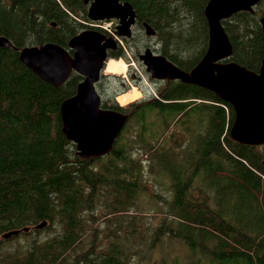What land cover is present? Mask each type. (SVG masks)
I'll list each match as a JSON object with an SVG mask.
<instances>
[{
  "label": "trees",
  "instance_id": "trees-1",
  "mask_svg": "<svg viewBox=\"0 0 264 264\" xmlns=\"http://www.w3.org/2000/svg\"><path fill=\"white\" fill-rule=\"evenodd\" d=\"M119 1L131 4L139 19L153 26L163 54L183 71L193 69L207 53L205 9L210 0ZM88 9L84 0H0V38L18 49L0 46V264H121L117 249L99 256L97 235L84 249L85 234L99 220V206L109 201L105 218L135 211L148 193L145 177L155 176L161 184L167 174L173 198L165 208L179 228L160 227L157 242L166 235L182 240L199 264H264V148L231 138L235 108L213 92L180 81L164 83L167 88L158 90V99L131 106L130 119L136 120L139 132L127 135L128 123L107 156L93 161L78 156L76 145L63 133L61 106L76 95L83 77L74 73L56 88L21 62L19 50L47 43L68 49L72 38L85 30L106 33L90 26L94 23ZM222 25L233 47L230 61L258 73L264 56L258 19L239 12ZM109 57L119 60L125 54ZM198 99L211 104H196ZM102 107L108 108L106 103ZM110 109L124 112L117 105ZM151 112L165 128L175 123L185 136L193 134L197 149L189 142L181 154L170 136L171 146H155L159 131L147 122ZM190 114L189 122L182 123ZM144 151L153 155L141 159ZM45 221L44 230L33 231L48 235L46 239L25 252L5 254L4 235Z\"/></svg>",
  "mask_w": 264,
  "mask_h": 264
},
{
  "label": "water",
  "instance_id": "water-1",
  "mask_svg": "<svg viewBox=\"0 0 264 264\" xmlns=\"http://www.w3.org/2000/svg\"><path fill=\"white\" fill-rule=\"evenodd\" d=\"M259 2L260 0H210L205 9L210 28L209 48L190 71H183L151 50H146L139 57L153 79L178 80L184 84L196 85L231 104L236 111L231 138L237 143L255 147L264 145V128H254L256 115L262 113L261 106L256 103V97H260L262 91L260 83L254 85L252 80L261 78L264 74V56L258 73L230 61L233 48L221 21L241 11L253 12ZM84 3L90 4V21L118 20V35H132L135 11L131 4L119 0H85ZM260 25L264 32V16ZM145 28L148 36L154 35L150 25ZM0 46L18 50L5 37L0 38ZM116 46L112 37L96 30H86L72 38L68 49L47 43L19 50L21 62L56 88L63 86L74 72L83 77L76 95L63 102L61 118L63 133L76 145L78 156L84 160L93 161L110 154L129 119L128 115L119 111L102 108V98L95 87L109 60V50ZM45 226L46 224L35 230L39 231ZM32 231L30 228L14 231L4 235L3 239L10 240Z\"/></svg>",
  "mask_w": 264,
  "mask_h": 264
},
{
  "label": "rangeland",
  "instance_id": "rangeland-1",
  "mask_svg": "<svg viewBox=\"0 0 264 264\" xmlns=\"http://www.w3.org/2000/svg\"><path fill=\"white\" fill-rule=\"evenodd\" d=\"M257 6L256 10L259 8L258 15L256 16L254 12L250 13L258 19L260 25L261 18L264 15V0H260ZM252 20L257 25V20L255 18H252ZM94 24V27H101L103 30L106 29V34L109 37L117 36L114 29L115 26L118 25V21L110 20ZM234 29L237 30L236 26ZM157 39L158 38H150L146 31L141 28L130 41L120 40L121 48L125 53V58L123 59H125V61L127 60L132 67H128L129 70L127 69L128 72L126 71V73L121 72L114 75L106 70L103 72L102 83L97 88L98 93L107 106H119L124 110L123 114L129 116V119L133 114V108L131 107L133 104L151 103L160 97L158 90L167 88L164 83H158L157 80L151 77L146 71L145 65L139 59L140 52L143 51L146 46H150L153 50L155 47L158 48L157 51L161 50V41ZM167 53L171 54L169 50H167ZM117 62L119 63L120 61ZM125 65H127V63ZM126 74L127 76H125ZM133 88L137 90H133ZM127 90H131L135 94L136 99L123 105L119 100L127 93L120 97L118 96ZM117 91L120 92L115 94ZM196 104L206 105L211 103L198 99ZM110 108L111 107L108 109ZM191 117L192 114L188 117L185 116L181 120L182 123L189 122L188 120ZM129 119L123 131L129 123V128L126 133L127 135H133L140 131V127L135 119ZM147 122H153L156 126L155 130L159 131V134H157L158 138L154 141L155 146L160 144H168L171 146L172 143L173 145L176 143L177 147H179L178 152L181 153V148L188 147L189 142H193L195 144V150L197 149L198 140L193 134L185 136L186 133L182 126L173 123L169 128H165V125L160 124L161 118L156 112H151L148 115ZM195 124L193 128L197 129ZM168 136H170L172 143L167 142ZM179 139H182L180 144L178 143ZM152 155V151L150 153L144 151L141 159L150 158ZM146 166L149 169V163L146 162ZM171 184L172 180L168 174L163 178L161 184L155 176H146L145 187L148 193L140 197L137 209H135V211L127 209L126 213L120 214L117 217L110 216L105 218V215L109 214V201L101 204L98 208L99 213L97 218L99 220L92 226L91 229L93 230L85 234L87 240L84 242V249H89L88 246L91 243L90 238L97 235L100 237L99 242L101 244V249L97 250V253H100L99 256L108 257V253H110L112 249H117L122 253L121 257H119V262L121 264H199L198 258L191 255L188 247L182 240L176 239L171 235H166L162 236L158 242L156 241V235L160 227L172 224L174 229L179 228L177 219L167 216V210L165 208L166 201H171L173 198ZM155 196L159 197L158 200L154 199ZM210 196L212 197V191L210 192ZM210 204H213L211 200ZM94 229L96 232H94ZM47 237L48 235L38 236L34 231L28 234L22 233L18 237L7 240L3 244V250L5 254L15 255L17 251L25 252L30 249L34 242L44 240ZM208 244L213 245V243ZM208 247L209 249L211 248L210 246ZM206 263H208V261L202 262L201 264Z\"/></svg>",
  "mask_w": 264,
  "mask_h": 264
},
{
  "label": "bare ground",
  "instance_id": "bare-ground-1",
  "mask_svg": "<svg viewBox=\"0 0 264 264\" xmlns=\"http://www.w3.org/2000/svg\"><path fill=\"white\" fill-rule=\"evenodd\" d=\"M122 60H124V59L123 58L122 59H119V60L118 59L116 60L114 58L109 59L107 61L106 65H105V71L107 70L112 75H114L116 73L118 74V73H121V72H125L126 73L129 65L128 64L125 65L127 62L124 60L126 62L125 63ZM117 61H120V62L118 63ZM263 73H264V71H263ZM252 81H253V84L254 85H256V83H260L259 88L262 91V93L259 94L260 97H256V101H257L256 103L258 104V106L259 105L261 106L260 107V110H262V113L256 115V118L254 119V125H255L254 128H264V117H262V116H264V74H262V77L261 78H258V79L257 78H254ZM135 88H133V90ZM135 90H137V89H135ZM128 92L123 93V94H126V93L127 94L122 99L119 100L120 103L123 104V105H126L129 102H131L134 99H136L135 94L131 90L128 91ZM123 94H120L118 97H120ZM254 104H255V102H254ZM255 133H257V131H255ZM44 224H46V226L43 229H40V230H44L48 226V224H49L47 221H45V222H43V223H41V224H39V225H37L35 227H32L30 229L35 230L36 228H38V227H40V226H42Z\"/></svg>",
  "mask_w": 264,
  "mask_h": 264
},
{
  "label": "flooded vegetation",
  "instance_id": "flooded-vegetation-1",
  "mask_svg": "<svg viewBox=\"0 0 264 264\" xmlns=\"http://www.w3.org/2000/svg\"><path fill=\"white\" fill-rule=\"evenodd\" d=\"M85 1V0H84ZM90 3H91V1H90ZM124 3H127V2H124ZM85 4V3H84ZM89 5L90 4H88V5H86V6H88V8H89ZM133 7V6H132ZM258 6H255L253 9H254V13H255V11H256V8H257ZM134 9V8H133ZM135 11V10H134ZM241 12H249V11H241ZM239 13V12H238ZM235 14H237V13H235ZM234 14V15H235ZM232 17V16H231ZM230 17V18H231ZM229 19V18H228ZM225 20H227V19H225ZM116 21H118V20H116ZM224 21V20H223ZM120 22L118 21V24H119ZM146 25H150V26H152L151 24H148V23H146V22H143V21H141L140 19H139V17H138V15H137V13H136V11H135V24L132 26V28H131V33H132V35L131 36H120V35H118V33H119V29H118V25L117 26H115V33L117 34V36H114L113 37V39L116 41V43H117V46L115 47V48H113V49H111V50H109V52H108V56H110L111 54H113V55H115V54H121V53H124V51H123V49L121 48V45H120V40H125V41H130L131 39H133L134 38V35H135V33H138V31L142 28V29H144V31H146V28H145V26ZM152 29L154 30V35H152V36H149L150 38H158L157 40L158 41H160V38L157 36V34H158V32L153 28V26H152ZM224 30H225V32H226V34H227V31H226V29H225V27H224ZM115 34V35H116ZM228 35V34H227ZM160 51H157L158 50V48H156L155 47V49L153 50L150 46H146L144 49H143V51H141L140 52V54H139V57L142 55V54H144L145 52H146V50H151L154 54H156V55H161V56H163V57H165L166 59H167V57L164 55V54H166V50H165V47L163 46V44L161 43L160 44ZM69 52H70V49H69ZM71 52H72V54H73V51L71 50ZM164 53V54H163ZM125 54V53H124ZM169 62H171L172 64H174L170 59H167ZM141 61V60H140ZM102 77H103V75L101 76V78H100V81L95 85V87H96V90H97V88H98V86L102 83ZM155 80V79H154ZM158 81V83H165V84H167V85H169L170 83H173V82H177L178 80H166V81H160V80H157ZM98 92V91H97ZM102 98V97H101ZM104 104V102H103V99H102V105ZM106 106H107V104H106ZM108 108L109 107H112V106H107ZM107 108V109H108Z\"/></svg>",
  "mask_w": 264,
  "mask_h": 264
},
{
  "label": "built area",
  "instance_id": "built-area-1",
  "mask_svg": "<svg viewBox=\"0 0 264 264\" xmlns=\"http://www.w3.org/2000/svg\"><path fill=\"white\" fill-rule=\"evenodd\" d=\"M131 65V64H130Z\"/></svg>",
  "mask_w": 264,
  "mask_h": 264
}]
</instances>
